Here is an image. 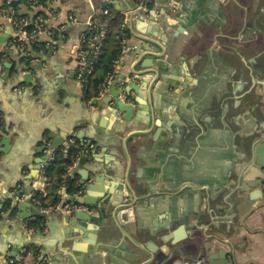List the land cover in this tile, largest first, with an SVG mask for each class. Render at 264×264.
Masks as SVG:
<instances>
[{
    "label": "crops",
    "instance_id": "0c3cea01",
    "mask_svg": "<svg viewBox=\"0 0 264 264\" xmlns=\"http://www.w3.org/2000/svg\"><path fill=\"white\" fill-rule=\"evenodd\" d=\"M181 1L170 18L163 0L140 13L131 12L137 0L108 2L112 18H127L130 37L121 46L125 40L128 50L112 84H135L136 125L94 105L105 93L88 99L76 77L81 34L102 0L20 7L45 14L53 35L40 36L31 66L42 68L31 70L30 87L17 85V70L28 64L20 50L10 37L0 43V132L9 127L12 147L0 155V264L30 250L49 264H209L220 250L227 264H264V86L257 89L263 101L253 104L245 100L248 81L234 77L264 51V0ZM2 22L0 36L10 29ZM48 125L63 144L93 146L88 162L72 170L80 181L98 169L90 176L102 178L87 194L85 185L90 205L75 211L90 219L75 227L69 212L50 209L51 181L40 176L37 161L49 158L53 141L35 153ZM17 190L40 193L50 207L32 203L46 217L22 221L1 209L5 194Z\"/></svg>",
    "mask_w": 264,
    "mask_h": 264
},
{
    "label": "built area",
    "instance_id": "2783aa9c",
    "mask_svg": "<svg viewBox=\"0 0 264 264\" xmlns=\"http://www.w3.org/2000/svg\"><path fill=\"white\" fill-rule=\"evenodd\" d=\"M49 0H28L27 7L31 9L44 8L46 2ZM158 0H137L136 6L132 9L131 12H142L148 11L150 9L149 5L155 4ZM166 1L168 5H174L179 0H163ZM109 0H102L103 5L95 10L90 20L88 21L86 30L81 34L80 37V47L76 52V62L77 70L76 77L79 82L82 83L84 87L87 85V79L90 75L93 74L95 70V64L97 63L98 57L101 54V51L104 46L105 40L109 35V23L112 19V12L110 7H108ZM12 0H1L0 2V32L4 31V21L10 27V46H15L20 50L22 58L32 64L36 58V51H34L35 46H41L42 41L40 36L42 34H47L48 36L53 35V27H46V15L34 13L33 15H27L21 12L20 5L19 10L12 5ZM72 18V17H71ZM73 19V18H72ZM122 30L127 28V18H124V21L121 25ZM128 47L125 43V40L122 44V53L114 61L113 71L108 75L105 81L101 85L100 93H104L107 88L112 84L116 75L119 72L120 63L122 60V54L126 53ZM70 143H74V140L71 139ZM90 147H83L82 153H88ZM53 153L49 156L48 159H52ZM76 162L69 168L67 175L71 173L75 167ZM47 163L44 162L41 164L40 176L47 180L45 176V169ZM65 187L61 188V191H64ZM65 193V192H64ZM63 193V196L66 194ZM67 196V195H66ZM33 202L39 204L36 199V193L30 196ZM64 200V198H63ZM62 200V201H63ZM62 201L55 207L50 208L55 211L63 212H72L79 208V205L73 202H65L62 204ZM32 230V229H31ZM33 231V230H32ZM7 264H18L17 260L9 259ZM35 264H49L48 257L43 255L41 252L38 253L37 261Z\"/></svg>",
    "mask_w": 264,
    "mask_h": 264
},
{
    "label": "water",
    "instance_id": "95a60500",
    "mask_svg": "<svg viewBox=\"0 0 264 264\" xmlns=\"http://www.w3.org/2000/svg\"><path fill=\"white\" fill-rule=\"evenodd\" d=\"M181 3H182L181 0L176 2V5L175 4L174 5H168L166 3L167 9H168V18L171 17L170 15H172V13L180 12ZM189 18L190 17H188V19ZM9 37H10V29L6 33H4L3 35L0 36V43L5 44L9 40ZM49 51H51V50H49ZM5 66H7V68H11V64H9V63H5ZM36 68L40 69V68H42V66L39 64H37L35 66H31V64L28 63L27 65L22 66L21 69H18L17 72H18V74L23 75V80H19L17 85L19 86V85H22L24 83L28 87H30L32 85L36 86V82H34V80H33V74L31 71V70H35ZM8 73L9 72H7V76H8ZM7 76H6V78H7ZM118 85H119V81H115L110 86L109 90L104 92L105 96L103 98H101L100 100L94 99L93 104L94 105H97V104L100 105L102 102V105L104 104L106 107H110L115 114H120L124 121L133 122V124L136 125V120H135L136 117L134 115V112L136 110V105L137 104L139 105L140 103L136 99L131 98L132 93L137 91V89L134 86L135 84L127 82V85H126V82H123L121 88H118ZM137 110L142 111V110H144V108L139 107V108H137ZM141 120L139 119V120H137V122H139ZM9 133H10L9 127L7 125L3 128V131L0 132V155H9L11 153L12 147L10 145V139L8 138ZM42 136H43V138L38 143H43V145H41L40 147L37 148V150H36L37 152L35 154H38V153L45 151L47 149V146H44V144L45 143L47 144L51 141H53L51 144V147H50V148H52L51 150H55L56 148H59L62 145L67 146V144H63L62 139H59L56 136L54 128L49 126V125L47 127L45 126L44 129H42ZM71 136H72V134H69L68 138H70ZM50 151L48 152L49 155L52 153ZM47 158H45L44 160L37 161V163L39 164V169L41 167V164L44 163L47 160ZM79 160L81 163L88 162L89 154L88 153H82L81 157L76 161L75 166H77ZM262 167L264 168V165H262ZM98 170L86 171V173H82L83 181H81V182L84 184L83 189H85V185H88L86 194L89 193L88 190L92 192L93 190H95L97 188L96 186L91 187V185H93V183L97 184L101 181L102 178L95 177L94 179H92L90 176L92 173H99ZM76 174H77V170L74 169V171H72L69 175L74 176ZM89 187H91V188H89ZM63 192H65L64 194H67L66 188H64ZM83 193H84V190H83V192H81L79 195H76V196H69L67 194L68 198L66 200L64 198V200L62 201V204L69 201V202L79 204L82 207H85L86 205L87 206L90 205L89 198H86L85 196H83ZM64 197H66V195ZM2 203L4 204V206L1 209H5L10 216H14V217H16L22 221H25V220H28V219H31L34 217L45 218L47 215L45 211L40 210L35 204L32 203L31 197L26 196L24 190L8 191L7 194H5V198L2 200ZM2 212H3V210H2ZM99 212L101 213L102 216L104 215L101 208L99 209ZM68 214L71 215L70 224L72 227L76 226V221H78V220L90 219V217H88V214L82 210L72 211V212H69ZM93 220H94V218H93ZM97 224L99 226H103L98 221H97ZM26 228H29V225H26ZM219 253H220L219 254L220 258H219L218 262L213 263V262L208 261V263L209 264H227V253L224 250H220ZM16 255L17 254L15 252H13L11 254L12 257H14Z\"/></svg>",
    "mask_w": 264,
    "mask_h": 264
},
{
    "label": "trees",
    "instance_id": "16d2710c",
    "mask_svg": "<svg viewBox=\"0 0 264 264\" xmlns=\"http://www.w3.org/2000/svg\"><path fill=\"white\" fill-rule=\"evenodd\" d=\"M23 4L25 6L28 5V0H13L12 3L18 10L20 5ZM123 21L124 17L120 14L110 20L109 34L111 37L105 40L101 54L95 64V70L87 79L85 88L88 99L99 96L101 85L113 71L114 61L122 50L121 40L125 37H130L129 30L127 28L122 30L121 28ZM109 41H111L110 47H105ZM41 48V46H35L34 51L38 52ZM82 150L83 145L77 139L74 140V144L54 150L53 158L48 161L45 169V176L51 181V184L47 188V195L52 198L50 206L55 207L60 203L61 196L59 195V191L62 187L66 188L69 196H76L83 192L84 184L80 181L78 174L74 176L67 175L69 168L81 157ZM36 199L42 202L43 207H50L43 203L44 199L38 192L36 193Z\"/></svg>",
    "mask_w": 264,
    "mask_h": 264
},
{
    "label": "flooded vegetation",
    "instance_id": "af4514ba",
    "mask_svg": "<svg viewBox=\"0 0 264 264\" xmlns=\"http://www.w3.org/2000/svg\"><path fill=\"white\" fill-rule=\"evenodd\" d=\"M226 4H231L232 0H224ZM262 28L261 31L264 32V23L261 24ZM253 44L251 43V39L247 40L245 43V48L250 52L252 50ZM235 76H239L240 79H243V82L248 81L247 88L249 92L245 95V100L252 102L253 104H258L263 101V95H260L257 92L259 86H264V51L259 54V58L257 60H253L252 62L248 63V66L245 67L243 71V75L238 74L237 71L235 72ZM243 76V77H242Z\"/></svg>",
    "mask_w": 264,
    "mask_h": 264
},
{
    "label": "rangeland",
    "instance_id": "374dc122",
    "mask_svg": "<svg viewBox=\"0 0 264 264\" xmlns=\"http://www.w3.org/2000/svg\"><path fill=\"white\" fill-rule=\"evenodd\" d=\"M108 37H111L109 34ZM45 190V189H44ZM38 254L35 250H30L22 255L21 259L18 261V264H35Z\"/></svg>",
    "mask_w": 264,
    "mask_h": 264
}]
</instances>
